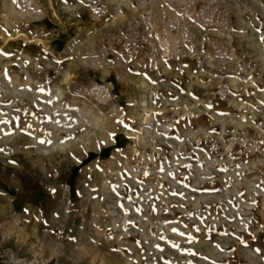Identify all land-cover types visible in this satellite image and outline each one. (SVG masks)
Here are the masks:
<instances>
[{
  "label": "rangeland",
  "instance_id": "374dc122",
  "mask_svg": "<svg viewBox=\"0 0 264 264\" xmlns=\"http://www.w3.org/2000/svg\"><path fill=\"white\" fill-rule=\"evenodd\" d=\"M261 37L264 0H0V261L264 264Z\"/></svg>",
  "mask_w": 264,
  "mask_h": 264
},
{
  "label": "snow or ice",
  "instance_id": "6c2138e0",
  "mask_svg": "<svg viewBox=\"0 0 264 264\" xmlns=\"http://www.w3.org/2000/svg\"><path fill=\"white\" fill-rule=\"evenodd\" d=\"M80 2L83 3V0H80ZM261 39H264V37H261ZM5 54L8 55V53H5ZM257 251H260V249H257Z\"/></svg>",
  "mask_w": 264,
  "mask_h": 264
},
{
  "label": "trees",
  "instance_id": "16d2710c",
  "mask_svg": "<svg viewBox=\"0 0 264 264\" xmlns=\"http://www.w3.org/2000/svg\"><path fill=\"white\" fill-rule=\"evenodd\" d=\"M0 264H5L3 261H0Z\"/></svg>",
  "mask_w": 264,
  "mask_h": 264
}]
</instances>
